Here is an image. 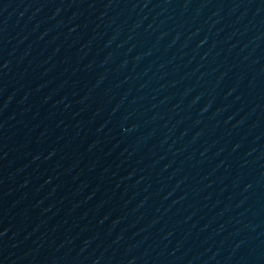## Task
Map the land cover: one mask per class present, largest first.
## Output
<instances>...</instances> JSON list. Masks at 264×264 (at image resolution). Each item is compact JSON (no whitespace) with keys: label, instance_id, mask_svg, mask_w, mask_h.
<instances>
[{"label":"water","instance_id":"obj_1","mask_svg":"<svg viewBox=\"0 0 264 264\" xmlns=\"http://www.w3.org/2000/svg\"><path fill=\"white\" fill-rule=\"evenodd\" d=\"M0 264H264V0H0Z\"/></svg>","mask_w":264,"mask_h":264}]
</instances>
